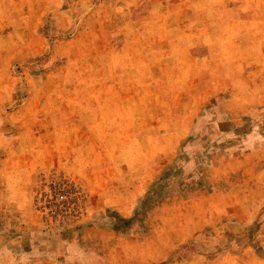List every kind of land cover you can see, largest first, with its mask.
<instances>
[{"label": "rangeland", "instance_id": "obj_1", "mask_svg": "<svg viewBox=\"0 0 264 264\" xmlns=\"http://www.w3.org/2000/svg\"><path fill=\"white\" fill-rule=\"evenodd\" d=\"M0 264H264V0H0Z\"/></svg>", "mask_w": 264, "mask_h": 264}, {"label": "built area", "instance_id": "obj_2", "mask_svg": "<svg viewBox=\"0 0 264 264\" xmlns=\"http://www.w3.org/2000/svg\"><path fill=\"white\" fill-rule=\"evenodd\" d=\"M58 200H60L61 202H67L68 201V197L67 194L64 191H61L57 194Z\"/></svg>", "mask_w": 264, "mask_h": 264}]
</instances>
